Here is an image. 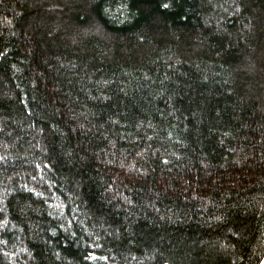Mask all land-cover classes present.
Returning <instances> with one entry per match:
<instances>
[{
    "label": "trees",
    "instance_id": "obj_1",
    "mask_svg": "<svg viewBox=\"0 0 264 264\" xmlns=\"http://www.w3.org/2000/svg\"><path fill=\"white\" fill-rule=\"evenodd\" d=\"M264 0H0V264H260Z\"/></svg>",
    "mask_w": 264,
    "mask_h": 264
},
{
    "label": "water",
    "instance_id": "obj_2",
    "mask_svg": "<svg viewBox=\"0 0 264 264\" xmlns=\"http://www.w3.org/2000/svg\"><path fill=\"white\" fill-rule=\"evenodd\" d=\"M260 264H264V258H263V260H262V262Z\"/></svg>",
    "mask_w": 264,
    "mask_h": 264
}]
</instances>
